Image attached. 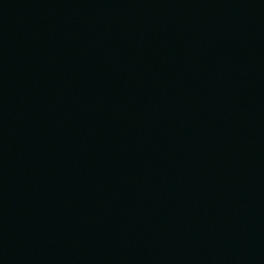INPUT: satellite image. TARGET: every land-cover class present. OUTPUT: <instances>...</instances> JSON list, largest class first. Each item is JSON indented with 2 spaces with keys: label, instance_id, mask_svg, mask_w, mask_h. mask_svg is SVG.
<instances>
[{
  "label": "water",
  "instance_id": "1",
  "mask_svg": "<svg viewBox=\"0 0 264 264\" xmlns=\"http://www.w3.org/2000/svg\"><path fill=\"white\" fill-rule=\"evenodd\" d=\"M0 264H264V0H0Z\"/></svg>",
  "mask_w": 264,
  "mask_h": 264
}]
</instances>
